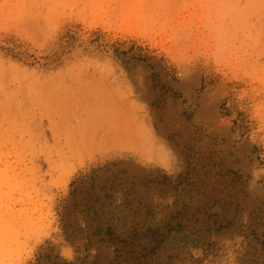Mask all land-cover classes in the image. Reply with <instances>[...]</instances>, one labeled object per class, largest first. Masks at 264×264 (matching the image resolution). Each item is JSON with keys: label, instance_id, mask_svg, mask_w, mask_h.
I'll return each instance as SVG.
<instances>
[{"label": "rangeland", "instance_id": "obj_1", "mask_svg": "<svg viewBox=\"0 0 264 264\" xmlns=\"http://www.w3.org/2000/svg\"><path fill=\"white\" fill-rule=\"evenodd\" d=\"M0 264H264V0H0Z\"/></svg>", "mask_w": 264, "mask_h": 264}, {"label": "bare ground", "instance_id": "obj_2", "mask_svg": "<svg viewBox=\"0 0 264 264\" xmlns=\"http://www.w3.org/2000/svg\"><path fill=\"white\" fill-rule=\"evenodd\" d=\"M63 113V112H62ZM132 116V115H131ZM136 118V117H135ZM127 119V118H126ZM130 120V119H129ZM133 120V119H132ZM117 122V121H116ZM130 122V121H129ZM139 123V122H138ZM125 124V123H124ZM142 125V123H141ZM138 126V125H137ZM126 127V126H125ZM132 128V127H131ZM136 128V126H135ZM140 128V127H139ZM127 129V128H126ZM141 129V128H140ZM139 129V130H140ZM143 129V127H142ZM117 127L115 128V130L106 132V131H97V132H93V133H85V134H77L74 135L73 137H71L69 144H71V146H73V148H86V147H96V146H100L103 144H106L110 139H116L118 136H121V132H117ZM133 130V129H132ZM131 130V131H132ZM145 130V129H143ZM142 130V131H143ZM137 131V130H135ZM146 131V130H145ZM127 132V131H126ZM144 132V131H143ZM149 132V131H148ZM133 133V132H132ZM131 134V133H129ZM150 134V133H149ZM132 135V134H131ZM151 135V134H150ZM156 149V148H155ZM154 151V150H153ZM159 153V152H158ZM162 153V152H161ZM160 154V153H159ZM162 155V154H161ZM158 155V156H161ZM163 156V155H162ZM161 156V157H162ZM160 157V158H161ZM163 159V158H162ZM33 207V206H32Z\"/></svg>", "mask_w": 264, "mask_h": 264}]
</instances>
